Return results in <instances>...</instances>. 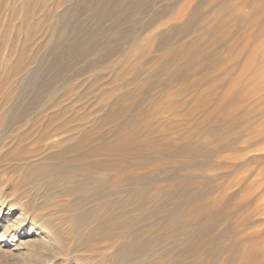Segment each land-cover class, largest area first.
Here are the masks:
<instances>
[{
    "label": "rangeland",
    "instance_id": "rangeland-1",
    "mask_svg": "<svg viewBox=\"0 0 264 264\" xmlns=\"http://www.w3.org/2000/svg\"><path fill=\"white\" fill-rule=\"evenodd\" d=\"M0 193L48 264H264V0H0Z\"/></svg>",
    "mask_w": 264,
    "mask_h": 264
},
{
    "label": "bare ground",
    "instance_id": "bare-ground-1",
    "mask_svg": "<svg viewBox=\"0 0 264 264\" xmlns=\"http://www.w3.org/2000/svg\"><path fill=\"white\" fill-rule=\"evenodd\" d=\"M20 205L6 203L0 193V264H48L41 254L54 251L57 233L45 221L32 217L34 210Z\"/></svg>",
    "mask_w": 264,
    "mask_h": 264
}]
</instances>
